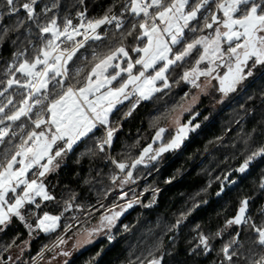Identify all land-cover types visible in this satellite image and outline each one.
I'll return each mask as SVG.
<instances>
[{
    "label": "snow or ice",
    "instance_id": "6c2138e0",
    "mask_svg": "<svg viewBox=\"0 0 264 264\" xmlns=\"http://www.w3.org/2000/svg\"><path fill=\"white\" fill-rule=\"evenodd\" d=\"M78 3L83 5L84 0ZM64 7L62 0H0V47L9 41L14 45L27 43L32 45L34 53L29 56L26 48L18 51L0 72L3 77L0 78V232L5 231L14 218L32 235L33 232H56L61 228L64 213L73 207L89 217L100 213L98 225L91 228L85 226L86 220L81 222L76 216L71 217L75 223L63 225L65 234L83 236L72 245L74 250H79L93 243V237L100 234L110 243L116 239L112 229L125 212L140 203L134 190L130 199L123 190L126 185L136 183L133 170L139 165L148 167L151 162H159L166 153L180 151L190 134L200 128V124L193 123L199 113L182 123L181 115L184 111L190 112L191 105L188 108L178 105L182 112L174 117L176 127L169 139L165 138L169 130L158 122L175 112V108L156 117L153 143L159 142L158 147L149 144L131 164L109 157L123 174L122 177L116 173L111 176L112 184L118 182L120 188L116 199L127 201L123 205L113 203L112 207H107L97 201L99 207L85 208L75 204L73 194L63 201V211L52 215L42 211L41 201L56 200L42 178L55 173L68 153L94 137L100 129L104 130L103 137L93 147H88L84 155L95 156L97 150L103 153L105 146L111 147L119 128L112 126L110 117L119 110L118 106L128 101L130 107L123 118L131 116L142 101L152 100L156 93L171 87V71L183 68L187 58L195 57V60L191 67L184 68L180 80L204 94L212 81H217L216 91L227 98L242 90L249 78L257 74L264 76V0H120L119 12L115 10L116 3L107 6L98 17L89 18L87 10L83 9L76 12L75 23L70 15H59ZM126 17H130L127 27ZM10 19L15 22L8 25ZM109 25L115 29L111 37L107 31ZM206 31L207 34L189 39V33ZM34 37L39 39V46ZM128 38L132 39L131 46L125 44ZM86 46L92 48V53L90 60L84 59L92 66L84 82L77 81L80 85L77 86L68 82L70 62L79 59L78 53ZM221 68L226 69L222 74L218 71ZM83 71L77 68L76 74ZM202 77L206 83L201 81ZM196 99L192 97L193 103ZM219 102L223 103V99ZM22 117L32 125L31 130L25 131L28 127L25 123L19 125V132L14 130L13 126ZM17 137L19 142H16ZM258 161L264 162V144L245 156L238 167L224 173L222 178L216 177L220 184L216 196L237 183L230 179L234 172L245 174ZM258 187L264 191V175ZM152 191L153 200L143 207L155 203L159 189ZM108 194L105 193V198ZM250 203V197L241 199L236 214L214 234L220 237L226 230L233 229L228 241L219 249L218 255L222 257L219 264H264V206L257 213L262 218L258 225L250 214ZM186 218L177 220L172 228H178ZM123 231L130 232L131 227L123 225ZM212 239L213 236L200 233L192 253L212 252ZM67 243L64 235H60L54 247ZM59 255L71 257L73 253L61 250ZM148 255L152 256V252ZM162 259L152 258L148 264H161ZM94 260L95 257L86 264H94ZM137 260L144 264L139 257ZM0 264L7 262L0 258ZM64 264L69 261L65 260ZM129 264L136 261L130 260Z\"/></svg>",
    "mask_w": 264,
    "mask_h": 264
},
{
    "label": "trees",
    "instance_id": "16d2710c",
    "mask_svg": "<svg viewBox=\"0 0 264 264\" xmlns=\"http://www.w3.org/2000/svg\"><path fill=\"white\" fill-rule=\"evenodd\" d=\"M62 3L65 7L59 15L61 17L64 14L70 15L75 23L76 12L79 10L86 9L89 18L98 17L103 15L107 6L116 3L115 10L119 12L120 0H84L83 5L79 4L78 0H62ZM129 19L130 17H126V27ZM14 22V19L7 21L8 25ZM60 22L62 21L58 20V23ZM193 24L195 25V22ZM35 31L33 26V32ZM107 31L111 37L115 29L109 25ZM204 34H207V31L189 33L188 36L191 39L193 36ZM12 38H15V34ZM34 39L39 46V39L35 37ZM132 43L131 38L125 41L129 46ZM179 47L176 46L177 49ZM25 48L29 56L34 54L32 45L27 43L18 42L14 45L9 41L0 47V72L6 63L12 62L15 53ZM91 53L92 48L86 46L78 53L79 59L74 58V62H70L69 83L75 75L79 77L80 84L83 82L92 66L84 57L90 60ZM132 55L135 56L134 53ZM194 60L195 57L187 58L183 68L171 71L169 76L171 87L156 93L152 100L142 101L131 116L123 118V114L130 107L128 101L118 106L119 110L110 119L113 121L112 126L118 127L119 131L114 135L109 149L105 147L103 153L97 150L95 156L84 155L88 147H93L96 141L103 137V131L100 129L94 137L79 143L68 153L55 173L42 178L49 192L56 197L55 201H41L42 211L59 215L64 208L63 201L73 194L76 195L75 204L84 205L85 208L96 205L97 201L112 202V199L108 198L117 190L116 185L111 182V176L117 174V169L109 157L118 162L131 164L149 144H152L153 148L159 146V142L153 143L156 117L168 113L173 108L176 112L180 109L177 106L184 105L196 92L191 85L180 80L184 68L191 67ZM73 64L80 65L84 71L80 75L73 73L71 71ZM218 71L222 74L226 69L221 68ZM217 84L215 81L209 93L201 95L192 110L184 115L182 123L199 113L193 123L200 124V128L190 134L182 149L164 154L159 162H151L148 167L139 165L133 170L138 187L145 189V193L141 196L140 203L125 212L113 228L112 234L116 239L110 243L106 236L99 238L70 258L69 264H86L94 257V264H129L130 260L139 264L137 257L143 260L144 264H148V260L152 258L160 257H163L161 264H219L222 258L218 255L219 249L228 241L229 233L233 229L226 230L220 237H215L214 234L223 229L225 221L236 214L241 199L251 198L250 214L258 225L261 223L262 218L257 213L259 208L264 206V191L259 189L258 184L260 177L264 175V162L258 161L245 174L234 172L230 179H235L237 183L227 186L219 197L216 196V192L220 190V184L216 177L222 178L224 173L238 167L251 151L264 144V76L257 74L249 78L242 86V90L230 94L227 98L216 91ZM11 91L12 89L9 90ZM185 93H188L187 97ZM221 99L223 103L219 102ZM175 112H171L167 118H161L159 126L167 128L166 124ZM22 123L28 124L25 131L31 130L32 125L27 118L22 117L15 131H20L19 125ZM167 129L169 131L165 138L169 139L174 129ZM16 142H19V137ZM166 180H171V183H165ZM152 189H159L155 195V203L151 207H143L142 205H147L153 200ZM106 192L109 193L107 198ZM81 214L73 207L71 211L64 213L61 228L56 232L38 233L25 254V260L18 264H25L34 254L63 233V225L73 222L71 217H79ZM183 216L187 218L182 220L179 227L172 228ZM123 225H129L131 231L124 232ZM200 233L213 236L211 241L213 251L207 255L200 250L192 253ZM28 237L29 230L14 218L12 224L0 232V258L7 262L5 248L12 244H20ZM150 251L152 256L148 255ZM98 252L100 255L96 256Z\"/></svg>",
    "mask_w": 264,
    "mask_h": 264
},
{
    "label": "rangeland",
    "instance_id": "374dc122",
    "mask_svg": "<svg viewBox=\"0 0 264 264\" xmlns=\"http://www.w3.org/2000/svg\"><path fill=\"white\" fill-rule=\"evenodd\" d=\"M83 57H84V55H83ZM77 68H81L80 65L73 64V66H71V71L73 73H76V69ZM87 73H88V71H87ZM87 73H86V75H87ZM75 76L70 81V83L77 84V81L79 80V77L78 76L75 77ZM201 81L206 83V81H204L203 77L201 78ZM83 82H84V80H83ZM214 84H215V81H212V86H210L207 89V94L214 87ZM77 86H80V85L77 84ZM203 94L204 93H202L199 89H196V92L186 101V103L183 105V107L184 108H188L191 105V110H192L193 106L195 104H197L200 96L203 95ZM193 96L197 97V99H196V101L194 103H193V100H192ZM125 102H127V101H125ZM217 103L218 102H216V104H215L216 106H217ZM181 112H182V109L180 108L171 116L169 122L166 124L167 128H169V129L173 128L175 130L176 125L174 123V117L177 116V115H180ZM188 112L189 111H184L183 112V114L181 115V122H182V119H183L184 115L186 113H188ZM18 122L19 121L16 122V125L18 124ZM16 125H15V127H16ZM117 174H120L118 169H117ZM120 175H121V177L123 176V174H120ZM115 188L117 190L116 193H114V195H112L111 197L108 198V199L111 198L112 202L104 203L105 200L101 201V203H104L107 207H112L113 203L123 205V204H125L127 202L126 200H118V199H116V197L118 196V194L120 192V188L118 187V183H117ZM123 190L128 192V198L129 199L132 198V196H133V191L132 190L135 191V194L139 198V200H140L141 196L145 193V189H140L138 187V182H136L135 184L126 185ZM38 199H40V198H38ZM96 206L99 207L98 204H96ZM115 210L119 211L120 209L116 208ZM101 211L103 212L104 209H101ZM99 215H100V213H95L93 216L89 217L87 215V213L84 212L78 218L80 219L81 222L86 220L87 224L85 226L91 228V227H94V226L98 225V223H99ZM71 223H75V221H73ZM38 233H40V232H33L32 235H29V237L26 240H24L23 242H21L20 244H15V245L12 244L9 248H7V250H6V258H7L6 260H7V262L9 264H18V263L22 262L23 260H25V257H26L25 254H26L27 251H29L30 244H31L32 240L38 235ZM69 236H71V239H69ZM69 236H65V239L68 240L67 244L61 245L60 247H54L52 249V251L39 264H64L65 260H69L75 254H77L78 252H80L81 250L85 249L86 247H88L90 245V244H88V245H85L83 248H81L79 250H74L72 248V245L75 243L76 239H83V236L82 235L76 236V235H72V234L69 235ZM103 236H105V235L104 234H100L98 236H94L93 237V242H95L96 240H98L99 238H101ZM25 242H27V243H25ZM61 250L71 251L73 253V255L71 257L60 256L59 253H60ZM9 257H11L10 260L8 259Z\"/></svg>",
    "mask_w": 264,
    "mask_h": 264
},
{
    "label": "built area",
    "instance_id": "2783aa9c",
    "mask_svg": "<svg viewBox=\"0 0 264 264\" xmlns=\"http://www.w3.org/2000/svg\"><path fill=\"white\" fill-rule=\"evenodd\" d=\"M14 130H15V125L13 126ZM103 134H104V130L102 129ZM106 148L109 149L108 146H105ZM60 235H64V237L66 236V234L63 232ZM58 235V236H60ZM57 236V237H58ZM57 237L51 241L48 245H46L45 247H43L40 251H38L36 254H34L25 264H39L54 248V244L57 240ZM41 252H43V258H40V254Z\"/></svg>",
    "mask_w": 264,
    "mask_h": 264
},
{
    "label": "crops",
    "instance_id": "0c3cea01",
    "mask_svg": "<svg viewBox=\"0 0 264 264\" xmlns=\"http://www.w3.org/2000/svg\"><path fill=\"white\" fill-rule=\"evenodd\" d=\"M29 175H31V173L29 174ZM47 187V186H46ZM38 199V198H37Z\"/></svg>",
    "mask_w": 264,
    "mask_h": 264
}]
</instances>
